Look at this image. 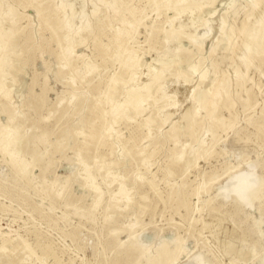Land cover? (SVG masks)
<instances>
[{
  "label": "rangeland",
  "instance_id": "rangeland-1",
  "mask_svg": "<svg viewBox=\"0 0 264 264\" xmlns=\"http://www.w3.org/2000/svg\"><path fill=\"white\" fill-rule=\"evenodd\" d=\"M257 29L264 0H0V264H264Z\"/></svg>",
  "mask_w": 264,
  "mask_h": 264
},
{
  "label": "bare ground",
  "instance_id": "bare-ground-1",
  "mask_svg": "<svg viewBox=\"0 0 264 264\" xmlns=\"http://www.w3.org/2000/svg\"><path fill=\"white\" fill-rule=\"evenodd\" d=\"M183 2L189 1V0H181ZM193 1V0H192ZM251 2V1H250ZM69 4V3H68ZM73 4V2H72ZM70 4V5H72ZM72 7V6H71ZM179 8V12H181L182 14H184V16H186L187 12H191V13H196L197 12V8H195L193 5L191 4H187L186 6H182L179 4L178 6ZM74 10V9H73ZM77 12V11H76ZM193 17V16H192ZM191 17V18H192ZM185 21L187 22L188 17H184ZM193 19V18H192ZM260 19V18H259ZM189 20V19H188ZM197 20V19H196ZM183 22L181 24V27H184L187 23ZM192 21V20H191ZM195 21V20H194ZM197 23V22H196ZM222 23V22H221ZM263 23V19L258 20V25L261 27ZM193 25V24H192ZM205 25V24H204ZM195 26V24H194ZM211 26V25H210ZM193 29V28H192ZM215 29V28H214ZM210 30V29H209ZM249 39L252 43H250L249 45H247L246 49L248 52H252L254 50H257L259 47H262V45L264 44V30H260L257 29L254 32L251 33V35L249 36ZM246 51V50H244ZM243 51V52H244ZM246 51V52H247ZM245 53V52H244ZM245 57L246 55L243 54ZM242 55V56H243ZM241 56V57H242ZM244 56L242 57V59L244 58ZM200 60V59H199ZM242 61V60H241ZM198 62V61H197ZM199 62L195 65H191L189 66L188 69H191V73H195L196 72V68L198 66ZM164 72V71H163ZM206 80V74H203L201 76V82H204ZM188 81V80H187ZM173 83V82H172ZM188 83V82H186ZM185 83V84H186ZM180 84V83H178ZM183 84V85H185ZM167 85V84H166ZM174 85V84H173ZM171 86V85H170ZM189 86V85H188ZM198 86V85H196ZM167 87V86H166ZM199 87V86H198ZM197 87V88H198ZM195 88V87H194ZM190 89V88H189ZM192 89V88H191ZM199 90L195 89L194 93H193V97L195 99V101H199L201 104H203L204 106L207 105L208 101H204L202 99H204L206 97V95L209 93L207 91H200V88H198ZM202 90V89H201ZM191 92V91H190ZM199 94H198V93ZM183 93L182 90H176L175 92H173V100H176L177 98H179L180 96L183 97ZM191 94V93H190ZM191 96V95H190ZM187 98V97H186ZM199 104V103H198ZM203 106V107H204ZM201 108V106H200ZM207 135V134H206ZM206 137V136H205ZM13 148V147H12ZM262 186V182L261 179L257 176V174L254 171L253 166H251L247 171L244 172H240L238 174H235L234 176H232L231 178H229V180H227L226 184L220 189V193L221 195L225 198L228 199L229 197L233 196L236 198V200L243 206V207H249L252 205L253 202V197L255 194L258 195L260 189ZM140 241V240H139ZM139 246L141 247V244L139 243ZM143 246V244H142ZM144 247V246H143ZM145 248V247H144ZM171 251H169L168 249H165L164 254L165 255H169ZM179 256L184 253L183 249H180L179 251ZM155 253V252H154ZM156 255V254H153ZM155 260L158 258L157 256H154ZM201 262V261H200ZM201 264V263H200Z\"/></svg>",
  "mask_w": 264,
  "mask_h": 264
}]
</instances>
